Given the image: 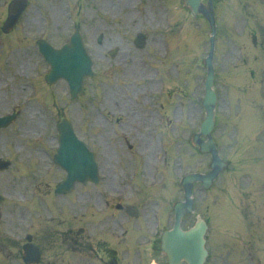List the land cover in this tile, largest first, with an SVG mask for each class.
<instances>
[{"label":"rangeland","instance_id":"obj_1","mask_svg":"<svg viewBox=\"0 0 264 264\" xmlns=\"http://www.w3.org/2000/svg\"><path fill=\"white\" fill-rule=\"evenodd\" d=\"M98 1L100 8L103 10L92 11L91 7L92 18L89 25L92 26V32L94 33L91 37L88 36V41L92 42V53L95 54V59H98L100 64L103 61V56L100 54L103 50L98 46L97 35L100 27H103L108 34L111 33L113 38L119 34L122 45H127V34L134 33L136 29L150 31L152 37L146 50L139 51L137 55L127 51V56L131 58V62L126 69L117 68L114 73L104 74L97 71L98 69L95 67L97 74L94 79L88 80L86 92L79 100L73 101L70 99L67 84L63 81L58 82L51 88L42 81L30 82L29 76L26 74L32 72V68L27 65L30 63V59H25L23 52L19 50L23 46V41L29 37L37 36L38 32L45 27L47 21L48 26L51 27L60 20L65 21L67 19L64 13L63 0H55L51 5V12L48 8L47 11H43L32 7L24 18L29 24L25 26L26 21L22 23L17 31L11 34L9 43H7L8 40L6 41L0 37V114L17 113V119L4 130H0V154L7 156L12 161L10 171L13 172L9 173L10 178L8 177V179L16 181L8 182V185L17 198H23V194L25 196L30 194V185L23 193L18 186L23 185V180H32L30 183L32 184L34 180L41 179L38 174L43 173V167L52 164L51 158L45 153L47 150L53 151L57 146V125L62 117L74 123L77 133L98 153L103 165L112 167L118 173H126V176L122 177L125 179V185L130 184L131 177L135 173V166L138 170H144L145 177L150 179L157 162V160L155 161L156 154L161 153L163 155L159 141L160 136H163V134L165 136L170 135V143L167 140L166 143H169L173 152L175 154L177 152L181 153V158H176L175 163L173 161L175 178L190 171H206L208 169L210 157L201 155V158H192L194 152L190 144L186 142L189 132L198 131L199 121L196 122L198 116L193 115L191 106L195 96L204 97L203 88L206 69L203 60L209 50L208 24L201 18L193 17L187 11L185 13V28L183 29L182 25L179 24L180 30L174 28L168 34L169 45H171V48L173 47V61L179 63L182 70L180 71L169 66V63L166 64L165 62V65L163 64L164 61L161 55L165 51L163 45L167 46V43L162 42L163 38L160 36L156 24L159 21L158 18L155 21L151 20L154 25L145 21V14L151 16H159L160 14L161 16L165 13L162 10L165 5L164 0L159 2L158 10H156V5L151 4L152 13L147 10L145 12L140 10L136 12L138 14L134 18L129 14L131 9L127 8V6L133 5L134 0H129L127 3H122V0ZM170 2L169 10L175 12L174 0H170ZM2 3L3 1L0 0V25L6 17V11ZM255 3L259 4L258 1H255ZM250 4L254 8L256 7L253 2ZM45 5L49 6V4ZM177 5L178 2L176 3V11ZM120 10H122L121 13H119ZM239 11L238 14L241 13V10ZM103 12L107 14H103ZM130 13H133V11ZM234 16V11H229L227 20L232 22ZM257 16L262 19L260 24L264 25V16L259 13H257ZM172 17L175 22L178 21V17L174 13L170 17L169 23ZM179 18L182 19V14ZM222 18H225V16ZM161 19H163V16H161ZM228 27L229 24L225 23L221 38L218 41V54L215 58L220 80L219 91L222 98L220 103L221 123L217 137L223 155L234 162H232L230 170L219 179L216 189L213 191V198L204 201L200 209L204 215L211 217L214 225L218 228V232L226 234V238L220 236L219 242L215 243L212 232L210 245L214 261L219 259L220 255L227 253L230 247L227 250L222 249V246L226 243L230 246L233 245L231 247L235 251L239 252L244 249L243 256H246L247 259L237 260L235 258L239 257L237 255L233 256V252L231 258L219 259L214 264H264V217L261 219L260 224L263 230L257 227L258 229L253 231V238H251L250 243L247 236L245 238L236 231L239 229L238 215L240 219L244 216L239 207L250 201L251 185L247 181L246 173L250 172L251 163L248 153L241 151L243 147L240 145V138L242 133L245 132V128H243V124L230 119L233 116L230 115L232 112L241 111L244 103L247 106L251 103L241 101L237 104L232 98H235L236 95L241 99L242 94L237 91L234 95L232 91L231 95L230 88L225 85V82H229L232 78L228 74L229 70L233 68V64L237 63V60L232 58L242 57L243 53L255 55L257 50L253 48L251 41L246 38L244 42L242 39L239 41L236 39L230 40L226 30ZM192 30L199 33L200 38L198 37V40H194ZM164 41L166 42V38ZM60 42L61 40L57 41L58 44ZM187 43L189 46L186 45ZM240 45L247 46L246 48L244 46L245 51L243 49L240 51ZM238 53L240 54L238 55ZM195 60H200L197 66ZM31 62H34V60L32 59ZM96 66L100 67L99 65ZM130 68H132L134 75L126 76L125 73ZM262 69H264V60L250 58L244 68L245 71L242 70L244 72L243 76L246 75V78L249 79L250 75L247 76L246 73L256 70L258 74ZM163 92L165 94L161 98L160 95ZM138 94L140 97L137 96ZM128 97L130 98L128 99ZM115 98L117 99L116 102ZM115 107L121 113L117 117H113L109 112ZM120 107L122 110H120ZM119 117H122V119L117 120ZM256 122L258 123L250 118L245 124L251 127L261 124L260 121ZM152 126H154L153 136L149 135L147 131ZM235 127H239L240 130H236ZM128 142L131 143V146L127 144ZM149 157H151V161L148 159ZM131 165L134 167L132 175L128 171ZM33 167L35 169H32ZM25 168L27 169L26 172H24ZM17 169H21V173L26 174L28 177L23 178V174H20V177ZM119 169H125V171ZM171 169L165 170L164 168L161 174L163 181L167 184L173 182V179L168 175ZM54 172L55 174H52L48 179L55 180L53 183H56L64 173L57 169ZM262 174L264 175V173ZM258 176L264 178L260 173H258ZM48 184L42 182L39 194L41 201L50 192L51 187L49 188ZM255 185L263 187V182ZM102 186L105 189V186ZM104 189L90 186L89 195L94 200L99 195V191ZM162 190L164 193L168 191L164 186H162ZM172 193L171 199L167 195L170 206L173 199L182 198L179 186L174 187ZM78 194L79 192L75 194V197ZM251 202H253L252 197ZM151 208L154 209V205H151ZM40 209L42 212L45 211L43 207ZM75 210L80 211L78 207H75ZM165 219H168V217L165 216ZM173 220V214H171L168 219L170 226L173 225ZM195 220V216L189 218L186 227L191 226ZM236 235L238 238L243 236V239L233 242L232 237L235 238Z\"/></svg>","mask_w":264,"mask_h":264},{"label":"flooded vegetation","instance_id":"obj_2","mask_svg":"<svg viewBox=\"0 0 264 264\" xmlns=\"http://www.w3.org/2000/svg\"><path fill=\"white\" fill-rule=\"evenodd\" d=\"M103 46L106 51L101 55L105 56L113 47L107 42L103 43ZM6 215V209H0V264H27L26 251L30 244L26 238L25 220L20 213L9 214L11 217L9 219ZM31 228L34 248L39 250L41 256L37 264H121L114 260L118 257L115 252L116 246L120 245V243L116 245L115 235L107 238L105 233H99L96 239H92L89 227L76 232L68 227L66 238L63 240L59 238L56 231H51V233L48 227H43L41 223L38 230L35 231L32 226ZM9 233L15 234L20 240H10ZM106 240L109 241L108 244ZM34 253L29 255L33 256Z\"/></svg>","mask_w":264,"mask_h":264},{"label":"water","instance_id":"obj_3","mask_svg":"<svg viewBox=\"0 0 264 264\" xmlns=\"http://www.w3.org/2000/svg\"><path fill=\"white\" fill-rule=\"evenodd\" d=\"M201 1L202 0H187V4L190 5L191 7H193V9L195 11H198L200 8H201ZM211 1V0H210ZM205 13L207 14V16L209 17L210 21L212 22L213 24V20L211 19L210 17V14H208L207 11H205ZM16 14H17V10H16V7L15 6H11V17L9 19V21L6 23V28L10 29L12 28V26L16 23ZM214 29V28H213ZM85 64L88 62L87 58L85 59ZM75 65H69L68 68H73ZM67 68V66L65 67ZM88 74H91L90 71L86 70L82 73V79H84L85 76H87ZM55 81V78L54 77H51L50 79V82H54ZM82 82V80H81ZM213 86H214V72H213V68L211 67L210 68V72H209V76H208V79H207V99L205 101V106L207 108V112H208V115H207V120L205 121L204 125H203V128L205 131H208L213 127L214 125V110H215V105H216V94L213 90ZM69 127V125L66 123V124H63V126L60 127L61 131L63 133H65V131H67L66 129ZM73 133L71 132V142L75 143V148L80 151L81 150H84V148L82 149L81 145L76 141V138L75 136L72 135ZM65 138V139H64ZM63 139H64V143H63V147H64V150H66L67 148V145H66V141H68V139L70 137L68 136H65ZM85 151V150H84ZM76 156L77 154L74 153ZM82 155H84L85 153L84 152H81ZM77 157L74 158V160L76 159ZM86 170V169H85ZM73 171H77V172H81V170L79 168H76L75 166H73ZM185 207H189L190 208V204H182L180 206L177 207V224H176V228H175V232L177 234H175L173 236V234H169L168 235V250L170 252V257H172V260H176L179 258L178 257H175L174 254H177L178 253V246H179V240H178V237L174 240V237L178 236L179 234V224H180V218H181V210H183ZM203 232H204V227L202 228ZM188 240V239H186ZM202 258L200 260H193L192 256L189 254V252H186V254L184 255L186 258H188L190 260V264H203V261H204V257L206 256V251H203L202 252ZM171 260V262H172ZM175 262V261H174ZM173 263V262H172Z\"/></svg>","mask_w":264,"mask_h":264}]
</instances>
